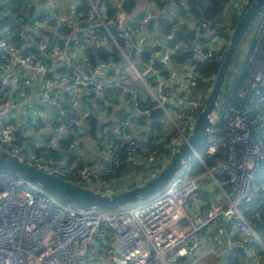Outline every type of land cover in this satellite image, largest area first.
I'll return each mask as SVG.
<instances>
[{
  "label": "built area",
  "instance_id": "built-area-1",
  "mask_svg": "<svg viewBox=\"0 0 264 264\" xmlns=\"http://www.w3.org/2000/svg\"><path fill=\"white\" fill-rule=\"evenodd\" d=\"M38 1L45 16L41 20L40 11H35L31 23L22 26V36L30 28H34L33 36L37 38L45 37L42 29L57 34L63 43L55 41L49 54L65 67V72L56 74L35 62L26 51L25 41L15 44L11 41L12 28H1L0 55L6 62L0 63V148L17 160L75 185L87 186L92 179L89 186L101 190L109 188L115 179L122 181L132 176L134 165L145 167L151 174L187 137L210 88L202 90L197 86L200 74L194 61L209 62L215 52L222 51L234 26L233 17L241 16L250 2L229 0L227 11L213 25L188 13L175 18L157 13L155 19L167 21L174 29H194L188 47L190 58L176 64L171 55L178 46L187 49L186 45L177 42L169 46L172 35H165L164 49H154L147 40L148 30L142 25L137 35L140 42L130 41L119 28L118 9L106 21L103 0H86V25L74 15L69 20L60 18L54 11L53 0L25 3L36 6ZM110 1L120 6L128 2ZM0 4V10L4 9L2 18L9 20L6 12L16 6L15 0H0ZM54 20L57 26L50 24ZM96 26L115 43L121 67L112 61L90 62L84 54L77 59L78 50H83L79 33L92 44L104 40ZM111 26L119 31L111 33ZM58 27L70 31L62 35ZM116 36L124 39L125 47L120 46ZM69 40H73L71 45ZM253 40L252 50L239 64L240 74L243 70L248 72L247 80L236 89L233 101L209 129L192 159L147 199L112 210L77 207L0 170V264H264V13L255 24ZM46 46L45 41L40 43L42 51ZM143 50L148 51L147 57L141 56ZM132 55L135 56L131 58ZM171 65L181 73V83L175 87L168 85L162 73L163 68ZM25 69L38 73L43 87L34 93L24 88L21 97L14 96L13 82ZM111 70L116 72L115 76H109ZM105 86L119 89L129 97L136 115L140 114L135 101L139 95L163 110L166 137L161 139V146L149 145L146 136L123 132L119 135L120 143L106 141L92 170L87 163L77 166L85 159L82 153L77 154L72 165L55 164L36 160L22 146L12 143L9 117L24 101H49L58 107L56 114L64 118L72 113L71 108L60 105L66 94L70 95V106L76 108L85 95ZM34 119L31 117L28 123L33 124ZM74 124L66 118L58 124L52 144L72 132ZM125 156V168L117 174ZM196 162L200 168L195 171L192 166Z\"/></svg>",
  "mask_w": 264,
  "mask_h": 264
},
{
  "label": "crops",
  "instance_id": "crops-1",
  "mask_svg": "<svg viewBox=\"0 0 264 264\" xmlns=\"http://www.w3.org/2000/svg\"><path fill=\"white\" fill-rule=\"evenodd\" d=\"M64 1L65 0H53V5L57 8L56 11L60 18L69 20L75 13L78 4H76V0H67L65 6L59 8L58 5L62 4ZM128 2H134V5L132 3L131 11L124 10L122 6H120V3L114 2L116 5L113 4L117 7L120 13V30L126 34L130 41H134L135 43L140 42L137 37V35H139V29L133 32L132 35L126 32V26L129 25V22L138 18V21L143 23L142 26L148 30V32H146L149 34L146 35H148L147 40L149 46L153 48H155V46H158V48L161 46L162 49H164L165 43L163 42L165 41V35L162 31L161 24L158 21H154V19L157 13H164L173 18L181 15V13L177 12V6L174 1L168 0L163 4L162 8L157 7L152 1L149 2L148 0H128ZM185 2L186 0H179V3L183 6H185ZM36 7V11H40L43 5L38 1ZM15 8L16 7L10 9L9 12H6L11 26L20 22L23 13L21 6L19 9ZM226 9L227 6L224 8V12L227 11ZM150 21H152V23ZM148 23H151V25H147ZM27 33L24 34L25 36H21V38L24 39L26 51L29 52L27 48L34 45V38L37 37L33 35L28 36ZM85 42L88 45H101L108 50L112 48L110 45H107L106 40H101L99 44H92L88 41ZM181 44L186 45L185 43ZM83 54L84 50H78L76 56L77 59L82 58ZM133 56L135 55H132L131 58H133ZM50 59V70L52 72L54 71L56 74L64 73V71H59V61L51 56ZM135 62L137 64L140 63L139 59H135ZM115 64H117L118 67L122 66L120 58ZM115 73L114 70H111L108 74L109 76H115ZM180 76L181 73L176 66L171 65L166 67L165 77L169 86L175 87L180 84ZM197 86L199 87L198 83ZM42 87L43 82L41 81V76L36 72H30V70L25 69L16 81L13 82L12 93L14 96L21 97L24 88L29 90V92L34 93L40 91ZM60 105L66 109H72V113H70L73 115L71 116V121L76 122L77 133L79 134L76 138L78 146H76L73 152L77 154L82 153L85 156L83 162L89 163V165L93 167L92 170L96 167L104 149L102 148L103 145L100 146L99 140L90 138L86 133L87 125L85 116L88 113H92L96 119H98L103 134L113 133L119 135L125 129H128V131H131L134 134L141 135L142 132L150 134L147 130L148 126L143 122V118H140V114L136 115L134 113L135 107L133 101L129 97L121 94L116 88L105 86L99 91L87 94L81 99L80 106L76 108L71 107L70 102L67 99H65ZM57 110L58 107L52 105L49 101L38 103L36 100L32 99L24 101L17 110L12 112L8 123L10 124L12 131H16L14 135L17 138V142H20L21 144L23 143L24 150L30 152L33 149H38V147L47 145L48 140L46 139V136L51 135L54 132L52 124L53 114L56 113ZM33 116L35 117L34 123H28V119ZM162 126L164 130V125L162 124ZM45 153L46 151H41L38 153L39 156L37 157L41 158L45 156ZM64 161L66 162V159H64L63 162ZM149 176L150 174L146 171L145 167L136 168L132 176H126L122 181L115 179L105 191L123 190L142 182ZM89 185H92V179H90V182L87 184V186Z\"/></svg>",
  "mask_w": 264,
  "mask_h": 264
},
{
  "label": "trees",
  "instance_id": "trees-1",
  "mask_svg": "<svg viewBox=\"0 0 264 264\" xmlns=\"http://www.w3.org/2000/svg\"><path fill=\"white\" fill-rule=\"evenodd\" d=\"M25 1L26 0H15V4H16L15 9H19L21 6L23 10V15L26 13V15L28 16L27 18H24L23 15H21L20 22L13 26L9 24V20H6V18H3L5 22L7 23L6 25H9L13 30V36L11 38V41L14 42L15 44L24 43V39L21 38V36L23 35L22 26L25 25L26 23L28 24L31 23L30 17L32 14L35 13L37 9L35 5H27ZM103 1L106 5V21H108L110 18L113 17V13L114 11L117 10V7L114 6L110 0H103ZM148 1L149 2L152 1L157 7L162 8L163 4H165L168 0H148ZM173 1L177 6V12L181 14H187V13L191 14L198 21H203V20L208 21L211 25H213L215 22L221 20V17L224 13V8L226 7L227 2L229 0H186L185 6L180 4L179 0H173ZM86 3H87L86 0H79V4L77 5L76 11L73 14L74 15L73 17L76 16L77 18L82 19V21H84V16L87 10ZM132 3L134 5V2H123L122 8L124 10L131 11ZM56 9L57 8H55L54 11H56ZM44 13L45 11L41 9L38 15V17L41 20L45 16ZM232 20L235 23L236 18L233 17ZM152 21L150 22L152 23ZM154 21H158L161 24V28H162L164 35H172L171 38L168 40L167 45L173 46L177 42L180 44L181 43L186 44L187 49L182 50L178 46L170 57L171 61L176 62V64L185 63L190 58V51L188 50V47L190 46L191 40L194 38V29L185 28L182 30H177V29H174L170 25V23H168L167 21L163 19L156 18L154 19ZM82 23L86 25L85 21ZM151 23H148L147 25H151ZM50 24H52V26H57V23L55 20L52 21ZM142 24L143 23L142 22L140 23L138 21V18H136L134 19V21H130L129 25L126 26V32L132 35L133 32L137 31L139 29V26H141ZM93 28L94 29L98 28L99 35H101V37L104 40L109 41V37L106 36L107 34L101 27L96 26V28L95 27ZM58 29L60 30V32H62L61 33L62 35H65L70 31V29L66 27H58ZM42 30L44 32L45 37L34 38L35 39L34 45L28 47L27 50L29 51L28 53H31L34 56L33 60L35 62L41 63L44 66H46L48 69H50L49 67H51V59H50V54H49V47L55 41L59 42V44L62 45L63 40L59 39L57 34L54 35L53 32L49 30H44V29ZM110 31L113 34H116L119 31V29L116 26H111ZM103 36H105V38ZM78 38L82 39L81 43H82V47L84 50V56L90 62H94L97 59L103 60V61H112L113 63H117L119 61V56L117 55V53L115 52L113 48L108 50L105 47H102L101 45H97V46L88 45L84 41L85 37L83 36L82 33H79ZM116 39H117V42L120 44V46L125 47V41L123 38L116 36ZM44 41L47 44V46L45 47L44 51H42L40 49V43ZM68 43L71 45L73 43V40H69ZM253 45H254V40H252V43L250 47L248 48L245 54V57L247 56L248 53H250ZM154 49H158V46L157 47L155 46ZM220 54L221 52H218V53L215 52V56L209 62L201 61V60L194 61L196 65L197 73L200 74L199 77L196 79V81L198 83V79L201 78L203 79V82H204L203 87L199 86V88H201L202 90H207L209 88L211 81H212L211 78L215 74L218 64H219ZM147 55H148L147 50H143L141 52L142 57H147ZM5 62H6L5 57L0 55V63L2 64ZM59 69H60L59 71L65 72L64 66H60ZM162 73L165 76L166 74L165 68L162 69ZM47 76L51 77L52 74L48 73ZM248 77H249V74L245 70H243L241 74H239L235 91L243 84L245 80H247ZM117 90L119 91V89ZM234 95L235 94L233 93V97L231 98L230 102L233 101ZM69 97L70 95L66 94L65 99H69ZM135 101H136V107L140 111V118H143V122H145V124H147L148 126L147 130L150 132L149 136L147 137L148 144L151 146L152 145L161 146V143H162L161 139L163 137H166L164 136L163 126H162L163 115H164L163 110L159 108L155 102L147 98H143L141 95L137 96ZM71 116L73 115L69 114L63 118L62 116L59 117V115L54 113L53 122H52L53 127L55 128L58 124H61V122L65 121V118L71 121L72 120ZM85 120H86V125H87V130H86L87 135L90 138L99 140L100 146L103 145L102 148L104 150H105L104 144L106 143V141H113V142L120 143L119 135L122 134L123 132H128V129H125L119 135H115L113 133L103 134L101 132V127L99 126L98 119H96V117L92 113H88L85 116ZM14 133H16V131L13 132V140H12L13 142L12 143L23 147V143L21 144L20 142H17V138L15 137ZM53 135L54 134L52 133L51 135L46 136V139L48 140L47 145L38 147V149H33L30 152L26 150L25 151L29 153L36 160L51 161L55 164L65 163L67 165H72L75 162L76 156H77V153L73 152L76 146H78V143H76L77 142L76 138L79 134L77 133L76 125L74 124V130L72 132H68L67 134H65L63 138L57 141V144H52ZM141 136L142 137L147 136V132H142ZM125 147H126L125 144L122 145L123 152L126 151ZM41 151L43 152L46 151V153L44 154L45 156L39 158L37 156H39L38 153H40ZM125 158L126 156L124 157V160L122 161L121 166L117 169V174H119L121 170L125 168V165H124L125 164L124 162H126ZM64 159H66V162L65 161L63 162ZM87 164L89 165V163ZM84 165L85 163L82 160L77 163V166L79 167L84 166ZM136 168H140V167L134 165L133 171H135Z\"/></svg>",
  "mask_w": 264,
  "mask_h": 264
},
{
  "label": "water",
  "instance_id": "water-1",
  "mask_svg": "<svg viewBox=\"0 0 264 264\" xmlns=\"http://www.w3.org/2000/svg\"><path fill=\"white\" fill-rule=\"evenodd\" d=\"M263 13L264 0H250L242 15L234 23L221 51L204 105L196 115L187 137L178 144L160 170L142 182L118 191H105L95 186H79L31 163L17 160L1 148L0 170L36 184L55 198L77 207L112 210L147 199L161 190L192 159L209 129L229 105L240 74L238 58L240 43L244 34L255 26ZM68 75L73 77L70 70ZM229 75L231 79L225 90Z\"/></svg>",
  "mask_w": 264,
  "mask_h": 264
},
{
  "label": "rangeland",
  "instance_id": "rangeland-1",
  "mask_svg": "<svg viewBox=\"0 0 264 264\" xmlns=\"http://www.w3.org/2000/svg\"><path fill=\"white\" fill-rule=\"evenodd\" d=\"M67 3V0H65L62 4H59L58 7L59 8H62L65 6V4ZM0 7H2V4H0ZM0 30L1 28L6 25L7 23L5 22V20L2 18V15L4 13V9L3 10H0ZM24 18H27L28 16L26 15V13L23 15ZM237 20V19H236ZM235 20V22H236ZM28 24V23H27ZM254 29H255V26L251 27L243 36L242 38V41L240 43V46H239V50H240V53L238 54V58H239V61H243L244 57H245V54L248 50V48L250 47L251 43H252V40H253V34H254ZM28 36L30 35H34V28H30L29 32L27 33ZM119 41V40H118ZM107 45H110L114 50L115 52L117 53V49H116V45L115 43L112 41V39H109V41H107ZM230 79H231V75H229L228 79H227V83H226V88L225 90L227 89V86L230 82ZM198 85L200 87H203L204 85V82H203V79L199 78L198 79ZM162 167V165H159L157 167L154 168L153 172L150 174L153 175L155 174L156 172H158V170H160V168ZM193 170H198L200 168V164L198 162L194 163L193 164ZM215 193V191H214ZM208 194H210L208 192Z\"/></svg>",
  "mask_w": 264,
  "mask_h": 264
}]
</instances>
